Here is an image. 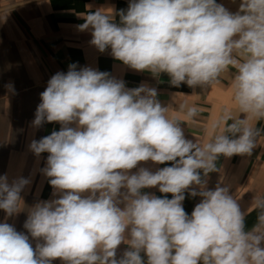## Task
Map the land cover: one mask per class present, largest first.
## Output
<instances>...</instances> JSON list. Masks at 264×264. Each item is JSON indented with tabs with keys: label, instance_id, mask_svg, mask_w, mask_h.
<instances>
[{
	"label": "clouds",
	"instance_id": "1",
	"mask_svg": "<svg viewBox=\"0 0 264 264\" xmlns=\"http://www.w3.org/2000/svg\"><path fill=\"white\" fill-rule=\"evenodd\" d=\"M119 17L116 23L112 13L89 11L78 29L91 30L99 52L110 49L137 72L166 73L173 87L211 86L235 69L231 90L240 115L222 110L201 144L185 137L155 88L128 89L107 72L77 70L75 63L57 72L40 94L32 126L61 128L29 148L36 157L48 153L41 171L59 195L27 209L28 235L0 223V264H145V256L146 264H264V196L254 197L258 222L245 231V213L230 189L207 186L209 174L221 172V156H250L257 146L264 0H241L235 13L216 0H130ZM197 114L194 106L185 112L189 119ZM148 161L171 166L138 168ZM28 184L0 175L6 219L25 210L21 192ZM154 187L172 198L142 192ZM186 192L202 198L191 215L183 207ZM122 243L128 248L118 259Z\"/></svg>",
	"mask_w": 264,
	"mask_h": 264
},
{
	"label": "crops",
	"instance_id": "2",
	"mask_svg": "<svg viewBox=\"0 0 264 264\" xmlns=\"http://www.w3.org/2000/svg\"><path fill=\"white\" fill-rule=\"evenodd\" d=\"M130 0H0V175H7L9 183L19 177L28 179L29 184L21 192L25 210L6 219L0 209V223L7 222L18 232L28 235L23 227L27 209L40 201L58 198L52 186L41 171L46 165L48 153L36 157L30 150L32 140H39L59 131L57 122L44 123L39 128L32 126L35 112L41 103L40 94L46 89L49 79L57 72L67 73L69 65L75 63L77 70L91 67L107 72L123 80L126 88L132 89L146 84L157 90V99L169 108V115L182 121L185 137L194 142L204 143L213 132L212 124L218 120L222 110L228 109L233 115L236 110L231 90V76L235 69L225 72L211 86L190 88L186 84L173 87L170 77L161 73L154 77L148 71L137 72L114 59L108 49L99 52L90 44L91 30L80 31L84 23L83 14L103 9L114 15L120 22L119 12L127 10ZM230 12L239 10L241 0H216ZM11 84L14 91L6 85ZM184 109L181 110V106ZM196 107L194 118L185 115L188 107ZM231 123V121H229ZM260 130L257 146L250 156H221L217 166L221 172L209 174L208 188L214 189L218 182L227 186L245 213V231L257 224V211H251L255 196H264V121L255 124ZM171 166V162L155 164L141 162L152 172ZM137 169L131 170L136 172ZM144 193L171 199V194L159 192L158 187L142 189ZM200 196L185 193L184 210L191 215ZM33 248L37 243L30 236ZM42 243V241H40ZM128 248L122 243L117 250L119 259ZM143 256V253L141 254ZM145 264L147 257H144ZM52 264H62L56 259Z\"/></svg>",
	"mask_w": 264,
	"mask_h": 264
}]
</instances>
